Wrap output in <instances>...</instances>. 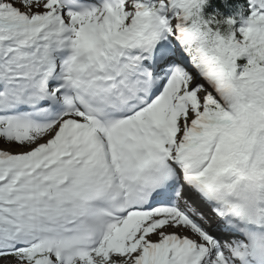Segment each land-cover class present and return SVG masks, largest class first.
<instances>
[{"label":"snow or ice","instance_id":"snow-or-ice-1","mask_svg":"<svg viewBox=\"0 0 264 264\" xmlns=\"http://www.w3.org/2000/svg\"><path fill=\"white\" fill-rule=\"evenodd\" d=\"M0 264H264V0H0Z\"/></svg>","mask_w":264,"mask_h":264}]
</instances>
